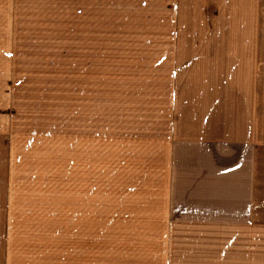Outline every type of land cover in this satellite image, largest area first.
<instances>
[{"label": "rangeland", "instance_id": "obj_1", "mask_svg": "<svg viewBox=\"0 0 264 264\" xmlns=\"http://www.w3.org/2000/svg\"><path fill=\"white\" fill-rule=\"evenodd\" d=\"M240 3L12 0L23 189L90 194L93 239L144 234L100 224L104 207L264 208V56L233 53L245 45ZM238 216L213 215V232L146 233L188 247L213 236L197 246L243 264L264 228Z\"/></svg>", "mask_w": 264, "mask_h": 264}, {"label": "crops", "instance_id": "obj_2", "mask_svg": "<svg viewBox=\"0 0 264 264\" xmlns=\"http://www.w3.org/2000/svg\"><path fill=\"white\" fill-rule=\"evenodd\" d=\"M239 1L243 18L235 28L242 31L239 33L245 45L242 52L233 53L264 56V0ZM11 16L12 0H0V264H230V259L231 264H236L235 258L221 254L213 244L197 246V241L210 242L213 236L201 235L195 247H188L187 239L175 244L171 237H151L146 232H170L176 228L213 232L219 229L221 219L212 216L220 213L239 215V225L262 231L264 208L207 210L195 212L202 215L196 217L171 207H104L95 213L105 215L99 218L100 224L116 231L131 228L144 234L137 238L93 239L90 194L23 189L21 169L16 170L22 167L17 153L21 149L13 145ZM246 240L245 246L252 250L241 263L264 264V233H253Z\"/></svg>", "mask_w": 264, "mask_h": 264}]
</instances>
